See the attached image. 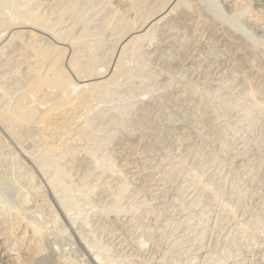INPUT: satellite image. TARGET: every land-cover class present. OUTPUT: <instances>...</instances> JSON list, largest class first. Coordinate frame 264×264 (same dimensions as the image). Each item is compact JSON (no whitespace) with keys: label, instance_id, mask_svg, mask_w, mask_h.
Returning a JSON list of instances; mask_svg holds the SVG:
<instances>
[{"label":"bare ground","instance_id":"1","mask_svg":"<svg viewBox=\"0 0 264 264\" xmlns=\"http://www.w3.org/2000/svg\"><path fill=\"white\" fill-rule=\"evenodd\" d=\"M253 33L264 0H0L3 195L65 231L61 217L96 264L250 251L264 239ZM6 200L0 257L36 264L41 236Z\"/></svg>","mask_w":264,"mask_h":264},{"label":"rangeland","instance_id":"2","mask_svg":"<svg viewBox=\"0 0 264 264\" xmlns=\"http://www.w3.org/2000/svg\"><path fill=\"white\" fill-rule=\"evenodd\" d=\"M222 10L223 13L224 11H226L225 14H228V11L225 8ZM253 35H256V37L263 39L264 42V34L257 35L253 33ZM79 90L80 88H77L74 92L76 93ZM9 147L10 149H14L19 154H21L19 150L14 146L9 145ZM23 157L24 156L21 155V158L18 161H20L21 164L25 163L28 165L25 157ZM28 166L31 168V171L34 172V180L37 181L38 179L36 177L40 176V174L36 169L31 167L30 165ZM3 192L5 191H2V189H0V196L4 201L7 199L6 202L8 201L7 204L9 205L10 209L13 211L17 210V212H19L26 219V221L35 226L41 236L42 243L45 246V251L41 256L40 261H38L36 264H61L63 262H68L69 264H96L95 260L90 258L80 247L77 238L75 237L73 232L69 230L68 226L64 224V221L61 217L59 218L60 224L61 226H64V228H66L65 231L61 230L59 226L54 227V224L51 221L47 220L42 215L30 209L29 207L24 206L10 194L5 193L3 195ZM209 218L207 219L208 222L206 227L211 230V227H213V225L211 226L209 225V223L211 224L214 218L212 216L211 219ZM247 235L246 238L250 237V234ZM255 241V245L250 251L241 252L238 256L232 258V260L226 259L223 261V264H264V239L258 238ZM210 242L212 241L208 240L204 244L207 245V247H212L211 244L213 243ZM141 259L145 261L144 258ZM10 262L11 261H7L6 259L0 257V264H11Z\"/></svg>","mask_w":264,"mask_h":264}]
</instances>
